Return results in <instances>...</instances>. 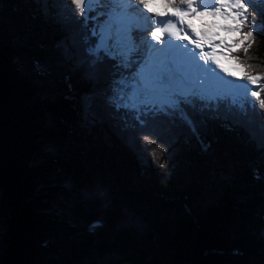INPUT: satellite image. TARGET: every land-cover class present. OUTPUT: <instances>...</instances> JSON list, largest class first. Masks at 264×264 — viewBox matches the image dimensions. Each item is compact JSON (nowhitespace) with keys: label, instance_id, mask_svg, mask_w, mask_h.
Here are the masks:
<instances>
[{"label":"trees","instance_id":"16d2710c","mask_svg":"<svg viewBox=\"0 0 264 264\" xmlns=\"http://www.w3.org/2000/svg\"><path fill=\"white\" fill-rule=\"evenodd\" d=\"M254 7L237 55L264 77ZM83 20L72 0H0V264H264V109L194 96V133L118 106L120 60L89 52Z\"/></svg>","mask_w":264,"mask_h":264},{"label":"snow or ice","instance_id":"6c2138e0","mask_svg":"<svg viewBox=\"0 0 264 264\" xmlns=\"http://www.w3.org/2000/svg\"><path fill=\"white\" fill-rule=\"evenodd\" d=\"M101 2V0H87L88 3V12L89 14L91 12L94 11L93 5H99ZM142 2V0H141ZM72 3L75 4L76 9L78 10L79 14L81 16H84V20L82 21L83 25L85 26V28H87L88 26V22L90 19H92V17L90 15H85L84 13V4H85V0H72ZM143 6L145 8H147V4L144 3ZM228 7L233 9L234 11V15L232 17L234 22H238L241 25L246 24L247 22V5L244 4L242 2V0H234V3H229L227 5H219L216 7V9L214 11H205L204 14L207 15H223L225 18H228L226 13H222L221 12V8L222 7ZM62 7H67V5H63ZM171 7L175 8L177 11L174 14L175 15V19H168L166 22H164V24L162 25L160 22V19L158 17V15L156 16L155 20H154V24H155V30L151 31V36L154 40L156 41H161V36H158L157 30L160 31L162 34H167L173 38L179 39L181 33H184L187 36H193V39L190 41L195 48L200 49V56L202 59L205 60V62L207 63L209 60H212L214 63L217 64V66L219 67V61L215 59V56L217 55L214 52H210V51H206L204 48V45L199 42L198 40H196L194 38V33L188 32L185 28H184V17L186 16H191L194 15L199 9H200V5H195L192 3L187 4V7H182L181 5L178 4H174L171 5ZM207 6H205L206 9ZM188 9H191V11H188ZM237 18H242L241 20L237 21ZM109 19H112V14H109ZM189 28L191 27L190 25L188 26ZM228 31H240V28H229L227 29ZM101 32L103 33V29H101ZM97 33L95 31H93V35H96ZM253 36V31L249 30L247 33L244 34L245 40H247L248 37ZM111 39V37H105L104 35H101L100 37V42L96 45L95 48H89V52L96 55L97 59H99V51L101 49H104L106 52H108L110 55H113V58H115L114 54L110 51L109 49V40ZM174 47H181L180 45H175ZM251 47V44H247L244 47V52L247 53L248 48ZM158 51H163V49H159ZM184 53L187 56V58L191 61L195 60V56L196 53L194 51H191L189 49L186 48V46L184 47ZM231 58H235L237 60L240 59L239 56H234ZM194 68H196L199 71H203L205 73H215L214 69H208V68H204L202 65H199L198 63H195L192 65ZM245 67H250V66H245ZM223 71L227 72V69H222ZM242 79L246 80L249 84L252 85H259V88L257 90H252L251 91V96L255 97L256 100L258 101L261 109H264V99L261 98V92H264V84L261 83V80L264 79V77H261L260 75H244L242 77ZM120 84V86L125 90V96L127 95V90L130 86L127 83V80L125 77H121V81L118 82ZM234 88L237 89H244V96L246 97L248 95V88H247V84H234L232 85ZM157 89V82L155 81H151V82H146L145 86L143 88H138V87H133V95L135 98H142L141 103L143 105L144 108H148L149 106L153 107V108H158L159 110L162 111H168L169 109L172 110L173 115H179L180 119H182L191 129L192 131L195 133L196 131V125L195 122L191 119L190 115L180 106V101L176 100L175 97V93L176 90L175 89H171L169 88L167 90V95H165L164 93H160L158 91H156ZM125 96H116L113 95L111 97L112 102L117 103L118 105L121 103V101H123L125 99ZM219 107V105H217V108ZM254 105H251L250 102H247L245 100V102H238L236 99H233L231 101V105L228 108V112H231L232 109H238L240 111V113L244 116H247L248 114V109L249 108H253L254 109ZM137 111L139 112V107H137ZM140 115H142V112L140 113ZM140 115L137 116V119H140ZM142 122V121H141ZM262 128H264V125L261 126ZM145 139L147 140L148 138L145 137ZM148 143L151 144L152 141L148 140ZM145 151H147V149H145Z\"/></svg>","mask_w":264,"mask_h":264},{"label":"rangeland","instance_id":"374dc122","mask_svg":"<svg viewBox=\"0 0 264 264\" xmlns=\"http://www.w3.org/2000/svg\"><path fill=\"white\" fill-rule=\"evenodd\" d=\"M87 1V0H86ZM122 1V3H133L136 6H140V8H137L134 6H130L129 8H121L123 10V13L128 11V9H136V10H141V7H144L143 4L145 2L151 1V0H137V1H131V0H101L99 6H97V8L95 9V19H94V27L98 28V30L100 31V35H99V39L101 37V35H104L105 37H111V39L109 40V49H111V51L116 52L115 55H117L119 57L120 64L119 66H117L116 70H115V74L112 77V96L116 95V96H125V90L120 86V84L118 83L119 81H121V77H125L127 80V83L131 86L133 84V82L135 81L134 78V73H135V67L134 63L138 62V60H136V57L140 59L142 52L141 51H137L136 55H134V52H132L133 49H129V47L126 46L125 44V39L128 35H133L132 31H124L122 26L118 25L122 24L121 21L119 20H115L116 22H110L108 16H103L104 13L107 12V8L111 7L112 10L110 11L111 13H115V15H117L119 13L118 8H119V4ZM165 1H169L170 0H163ZM173 4H180V3H185L186 0H171ZM242 2L244 4L248 5H252L253 0H242ZM108 3L109 6H106ZM149 3V2H148ZM146 3V4H148ZM230 3H234V0H231ZM126 6V5H125ZM166 6V5H164ZM169 6V5H167ZM171 7V6H169ZM87 8H88V3H87ZM225 7H222V9ZM126 9V10H125ZM144 10V9H143ZM255 10V9H253ZM214 11V10H213ZM227 15H231V12H227ZM234 15V11L232 9V16L228 17L227 20L225 21L226 24V29L229 28H237L240 27L241 24L238 22H234L232 17ZM124 16V15H123ZM213 15H210V17H212ZM219 19V18H218ZM242 18H237V21L241 20ZM216 20V19H215ZM233 25V27H232ZM256 28V25H252L251 27H249L247 29V31L245 33H247L249 30H254ZM101 29H103V33L101 32ZM228 31V30H227ZM237 32V34L235 35V33ZM227 34V32H226ZM116 36V37H114ZM223 37L225 39H227V44L223 45L220 47L219 51L216 53L217 55L215 56L216 60L219 61V67L223 68V69H227V72H223L222 75L220 74H213L211 76H213V80L211 82H209V80L207 81L208 83L204 84V85H191L186 89H182L181 88H175L174 85H169L168 89H175L176 93H175V99L178 100L177 98H180V103H184L185 101L183 99H186L188 102L190 101V98L192 95H197L198 98H204L207 97L210 100H215L216 98H228V99H238V98H243L244 97V89H237L234 88L233 86H229V85H233V84H247V88H248V97L251 96V91L254 90V87L251 86V84H249L246 80L242 79L243 74L241 73V66L238 63V60L235 58H231L236 56V53H234V50L240 46H246L249 42V37L247 38V40H245L244 35H240L239 31H231L229 33V35L227 37H225L223 35ZM134 38V36H133ZM234 38V41H232V39ZM138 41L134 40V44H137ZM143 44L145 45L146 42H143ZM217 44H222V40L218 39ZM132 46V44H131ZM243 48V47H242ZM146 51V48L143 50V53ZM138 54V55H137ZM218 67V66H217ZM227 73V74H226ZM223 74H226L227 76H224ZM221 77H225V78H230L227 81L223 82V85L219 86L216 84V86L213 84L216 80L218 81V83L220 82V80H222L223 78ZM216 79V80H215ZM136 86H138V84L134 83ZM229 84V85H228ZM186 87V86H184ZM143 88V87H142ZM131 87L128 88L127 90V95L125 96V99L123 101H121V104L126 105L128 107L131 108H137L138 105H142L141 100L142 98H136V102L131 103ZM164 91H160V93H163ZM167 95V93L165 94ZM130 96V97H129ZM252 97V96H251ZM187 103V102H185ZM189 104V103H188Z\"/></svg>","mask_w":264,"mask_h":264},{"label":"bare ground","instance_id":"6f19581e","mask_svg":"<svg viewBox=\"0 0 264 264\" xmlns=\"http://www.w3.org/2000/svg\"><path fill=\"white\" fill-rule=\"evenodd\" d=\"M131 1H137V0H131ZM149 2V3H148ZM148 2H145V3H148L147 4V8H145V7H141V11H142V14L143 15H146V14H148V13H146V11L147 12H150V13H153V14H159V13H161V12H163V8H165V9H168V10H174L175 8H173V7H169V6H171V5H174L173 3H172V1L169 3V1H163V0H151V1H148ZM122 3V1L120 2V4ZM126 3H128L129 5L128 6H134V7H137V8H140V6H136L135 4H133L132 2L131 3H129V2H127L126 1ZM210 3L212 4V6H214L215 8L217 7V6H219V5H227V4H229V1L228 0H210ZM177 4V3H176ZM164 5H166V6H164ZM167 5H169V6H167ZM183 5V4H182ZM144 9V10H143ZM164 9V10H165ZM230 9L231 8H228V7H226L225 6V8H221V12L222 11H224V10H229V12H230ZM126 10V9H125ZM208 11H210V9L208 10ZM205 12H202L201 13V15L203 16V18H202V23L204 24V25H207V22H209V25H207V27H209V26H211V27H215V26H217V25H219V23H221V26L219 25V29H224V27H223V23H224V19H222V18H220L219 17V19H217V20H215L214 21V23H213V20H212V18L211 17H209V15H207V14H204ZM220 15V14H219ZM119 16H121V15H119ZM207 27L206 26H203L202 28H201V31H203V36H204V39L207 41V42H212V40L210 39V37H211V35L214 37L215 35L212 33V30H207ZM127 43H128V47L130 48L131 46L129 45V44H131V43H133V38L131 37V36H129L128 38H127ZM211 45L212 46H214V48H217V50H216V52L219 50V48L215 45V44H213V43H211ZM134 49H136V50H138V51H142L143 50V48H144V44L142 43V44H140V45H138V46H135V45H133L132 46ZM206 51H210V48L209 47H207V49H206ZM211 52V51H210ZM138 55V54H137ZM198 56H200V54H198ZM216 58V57H215ZM136 59H137V57H136ZM199 65H202V64H199ZM203 67H204V65H202ZM206 66V68H209V69H212L213 67H211V66H209V65H205ZM203 72V71H202ZM224 71L222 70V71H219L218 73L217 72H215V73H212V72H209V73H205V72H203L204 73V76L201 78V82H203V80L204 81H208V80H210L209 78L211 77L212 79H213V76H211V75H213V74H215V75H217V74H220V75H222V73H223ZM227 74V73H226ZM226 74H223L224 76H227ZM142 76H144V75H142ZM141 77V76H140ZM221 78H223L222 80H220V82L218 83V81H217V85H219V86H221V85H223V82L224 81H227V80H229L230 78H232V77H229V78H225V77H221ZM196 81H198L199 80V78L198 79H195ZM184 83L185 84H187V82H185L184 81ZM191 83H194V81L193 80H191ZM191 83H189V84H191ZM187 86V85H186ZM161 90L162 91H164L165 92V89L164 88H161Z\"/></svg>","mask_w":264,"mask_h":264},{"label":"clouds","instance_id":"9594fccd","mask_svg":"<svg viewBox=\"0 0 264 264\" xmlns=\"http://www.w3.org/2000/svg\"><path fill=\"white\" fill-rule=\"evenodd\" d=\"M95 6H96V5H95ZM91 17H93V14H91ZM94 19H95V16H94ZM121 23H122V22H121ZM123 24H124V23H122V25H123ZM247 29H248V28H247ZM247 29L245 30V32L247 31ZM245 32L243 33V35L245 34ZM132 33H133V35H128V37L131 36L132 38H133V36H134V38H133V43H131L132 46H133V45L138 46V45L142 44L143 42H145V40L140 39V40H141L140 43L137 42V44H134V40L137 41V36H138V35H137L136 33H134V32H132ZM99 35H100V34H99ZM114 37H116V36H114ZM131 44H129V45L131 46ZM126 46L128 47V43H127V42H126ZM132 46H131L129 49H133L132 52H134V55H136V52H137L138 50L134 49ZM144 47L146 48V44L144 45ZM110 51H111V49H110ZM111 52L114 54V56L118 57L117 55H115L116 52H114V51H111ZM141 52H142V55H141L140 59H142V58L144 57V55H145V53H143V51H141ZM118 58H119V57H118ZM140 59H139V57H138L136 60H138V62H139ZM119 60H120V59H119ZM120 61H121V60H120ZM120 61H119V62H120ZM238 61L240 62V60H238ZM138 62H136V64H134V66H136V67H135V70H136V68H137V65H138L137 63H138ZM119 64H120V63H119ZM173 82H175V81H173ZM173 82H172V83H173ZM170 83H171V82H170ZM261 83H263V82H261ZM228 85H229V84H228ZM229 86H231V85H229ZM175 88H176V89H177V88H181V86L178 84V85L175 86ZM183 88H184V87H183ZM183 88H182V89H183ZM117 105H118V104H117ZM118 106H119V105H118Z\"/></svg>","mask_w":264,"mask_h":264},{"label":"water","instance_id":"95a60500","mask_svg":"<svg viewBox=\"0 0 264 264\" xmlns=\"http://www.w3.org/2000/svg\"><path fill=\"white\" fill-rule=\"evenodd\" d=\"M84 11H85V4H84Z\"/></svg>","mask_w":264,"mask_h":264}]
</instances>
